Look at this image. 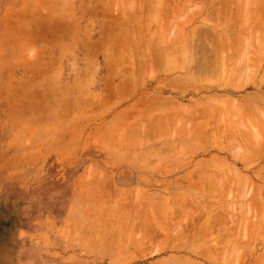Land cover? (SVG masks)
Wrapping results in <instances>:
<instances>
[{"label": "rangeland", "instance_id": "1", "mask_svg": "<svg viewBox=\"0 0 264 264\" xmlns=\"http://www.w3.org/2000/svg\"><path fill=\"white\" fill-rule=\"evenodd\" d=\"M221 1L0 0V264H264V0Z\"/></svg>", "mask_w": 264, "mask_h": 264}, {"label": "bare ground", "instance_id": "2", "mask_svg": "<svg viewBox=\"0 0 264 264\" xmlns=\"http://www.w3.org/2000/svg\"><path fill=\"white\" fill-rule=\"evenodd\" d=\"M222 1H223V0H222ZM222 1H221V2H222ZM224 1H225V0H224ZM237 1H238V0H237ZM182 2H183V1H182ZM214 2H215V1H214ZM211 3H213V2H211ZM227 3H228V4H231L229 1H228ZM232 3H233V2H232ZM167 4H168V3H167ZM223 4H224V2H223V3L220 5V7H219V8H221L222 10H223V8L225 9L227 6H229V5H226V2H225V4H224V5H226L225 7H223V6H224ZM222 5H223V6H222ZM164 6H165V5H164ZM215 6H216V5H215ZM215 6H214V7H215ZM221 6H222L223 8H222ZM217 7H218V6H217ZM217 7H216V8H217ZM177 8H178V7H177ZM211 9H212V8H211ZM216 11H218V10L216 9ZM224 11H225V10H224ZM262 11H263V10H262ZM226 12H227V10H226ZM235 12H236V11H235ZM239 12H240V10H239ZM245 12H246V11H245ZM215 13H216V12H215ZM220 13H221V11H220ZM220 13H219V14H220ZM228 13H229V10H228ZM237 13H238V12H237ZM221 14H222V13H221ZM240 14H241V13H240ZM238 15H239V14H238ZM243 16L245 17V15H242V14H241V15H239V16L237 17V18H239V20H240L241 23H242V21H243V19H244ZM193 17H194V16H193ZM196 17H197V15H196ZM212 19H213V18H212ZM232 19H233V17H232ZM237 20H238V19H237ZM248 20H249V19H248ZM245 21H246V20L244 19V22H245ZM251 21H252V20H251ZM155 22H156V21H155ZM246 23H247V21H246ZM246 23H245V24H246ZM250 23H251V22H250ZM250 23H249V24H250ZM242 24H244V23H242ZM247 24H248V23H247ZM239 29H240V28H239ZM256 29H257V28H256ZM155 30H156V29H155ZM226 30H227V29H226ZM232 31H233V30H232ZM198 33H199V32L197 31V32L195 33V35H196V34L198 35ZM215 33H216V32H215ZM229 35H230V34H229ZM230 38H231V37H230ZM217 40H218V38H217ZM229 40H231V39H229ZM224 42H225V41H224ZM216 43H217V41H216ZM233 43H234V42H233ZM221 45H222V43H221ZM219 47H220V45H219ZM213 49H214V48H213ZM213 49H212V50H213ZM222 49H223V48H222ZM217 50H218V49H217ZM214 53H215V52H214ZM247 53H248V52H247ZM152 54H154V53H152ZM211 61H212V60H211ZM219 63H220V61H219ZM153 65H154V64H153ZM203 66H204V65H203ZM201 77H202V76H201ZM193 80H194V79H193ZM237 88H238V87H237ZM259 110H260V109H259ZM237 112H238V111H237ZM236 118H237V117H236ZM202 124H203V123H202ZM159 126H160V125H159ZM226 126H227V125H226ZM194 130H195V129H194ZM229 130H230V129H229ZM257 130H258V129H257ZM261 138H262V137H261ZM257 139H258V138H257ZM255 198H256V197H255ZM173 222H174V221H173ZM261 224H262V223H261ZM260 227H261V226H260ZM244 236H245V235H244Z\"/></svg>", "mask_w": 264, "mask_h": 264}]
</instances>
